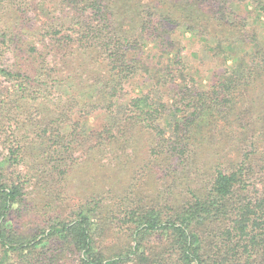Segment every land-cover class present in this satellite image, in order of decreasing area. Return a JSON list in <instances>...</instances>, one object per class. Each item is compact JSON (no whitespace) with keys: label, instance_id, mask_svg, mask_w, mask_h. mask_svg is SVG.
<instances>
[{"label":"trees","instance_id":"trees-1","mask_svg":"<svg viewBox=\"0 0 264 264\" xmlns=\"http://www.w3.org/2000/svg\"><path fill=\"white\" fill-rule=\"evenodd\" d=\"M50 1L45 22H34V43L25 48L11 45L22 36L19 16L11 23L0 15V44L15 59L11 66L0 62V75L9 82V95L0 92L6 149L0 158V264H264V145H255L264 144V98L257 100L263 105L258 114L247 101L256 86L264 87V46L256 31L264 0H186L200 15L237 21L236 40L244 45L243 54L231 56L234 39H218L216 51L225 54L224 62L231 57L232 66L216 73L206 90L185 74L171 40L178 23L161 12L160 0ZM233 3H240L239 10ZM252 15L257 19L249 24ZM75 75L95 88L83 104L54 95L57 84ZM136 78L141 87L128 94L126 86ZM168 109L175 120L166 135L160 120ZM205 109L244 131L248 145L232 166L196 157L189 144L187 133ZM92 115L98 116L88 123ZM100 116L104 121L94 128ZM136 133L148 134L157 163L176 161L184 169L192 163L199 175H184L183 190L165 203L159 193L156 201L138 195L113 211L97 193L65 212L64 193L52 197V184L65 188L72 153L83 147L87 154L126 155ZM79 135L85 143L76 140ZM33 185L43 189V204L34 210L53 209L55 215L39 231L20 232L11 213H31L27 188ZM116 220L125 233L114 240ZM151 236L159 242L149 244Z\"/></svg>","mask_w":264,"mask_h":264},{"label":"rangeland","instance_id":"rangeland-1","mask_svg":"<svg viewBox=\"0 0 264 264\" xmlns=\"http://www.w3.org/2000/svg\"><path fill=\"white\" fill-rule=\"evenodd\" d=\"M50 2V0H0V15L3 22L11 21L12 23L15 14L19 16L17 21L20 23L21 28L19 31L22 32V36H16L14 41L11 42L12 46L18 44V48H25L27 46L26 42L32 41L34 43V22L35 24L45 22V10L50 5ZM239 4L233 3L232 8L236 11L239 10ZM159 8L161 12L170 15L178 23L177 25L175 24L176 26L174 25V31L171 32V40H173L174 48L179 49L182 61L186 67L185 74L195 78V86L198 89L206 90L216 80V73L219 74L225 68L232 66L231 57L224 62L223 56L225 54L215 49L219 38L228 34L230 39H234V45L230 50L232 51L231 56L243 54L244 45L236 40L239 34V23L237 21L220 23L206 13L200 15L195 10L194 5L186 0H160ZM256 19L257 16L252 15L248 20L249 24ZM259 19L256 23L257 38L264 46V16H260ZM190 25L193 30H189L187 27ZM27 30L30 34L27 33ZM152 47V52L156 51L154 46ZM0 48L3 51L1 52L0 62L11 66L15 61L12 52L10 49L7 50V47L3 44H0ZM158 53L156 52L154 61L158 60L156 59L158 58L156 56ZM152 54L150 53V56ZM137 80L142 81L141 78H136L127 84L126 90L128 94L136 92L141 87ZM7 86H9V82H7L5 76L0 75V92L9 95V90L6 89ZM94 90V86L90 85L82 77L75 75L72 78H65L63 82L57 84L54 95L61 96L63 100L75 98L80 104H83L90 101L94 95ZM263 90L264 87L261 85L256 86L252 92L253 95L247 98L248 103L252 106L253 114H258L262 110L261 106L263 105L258 104L257 100L264 98ZM252 99L255 101H252ZM166 100L168 102L167 106L170 107V104H173L172 99L167 97ZM31 113L34 116V112ZM97 116H90L88 123L94 121ZM179 116H182V113ZM174 120L175 115H173V112L169 109L166 110L160 120L166 135L170 133ZM103 121V116L98 117L96 123H93L95 125L94 128H99ZM242 132L244 131H241L238 124L226 123L213 109H205L199 118V122L187 134H189V144L196 149V157L207 161H218L224 166H232L235 164V160L242 157L241 153L245 151L243 149H246L245 146L248 145L247 141H243L244 134ZM81 133L85 135V128L81 129ZM136 134L137 137L133 144L128 145V147L125 146L126 155L121 154L120 151L117 153L120 154L119 156L109 152L94 154V149H91L89 154H87L86 150L82 149L83 147L76 149L72 153L70 159L72 161H69L70 166L62 178L63 182H65V188L62 187L60 189L59 183L56 186L52 184L54 188L53 194H55L52 197L60 198L61 194L64 193L63 197L66 204L63 207L65 212L74 208L79 200H84L86 197L89 198L97 193H102L103 198H105L104 201L111 204L113 209H119V211L123 205L138 198V195L144 196L146 200L153 199V201H156V195L159 193L162 197L161 202L165 203L172 195L183 190L181 182L184 180V175L190 178L199 175L192 167V163L186 167L188 170L182 168V165L176 161H173V164H168L162 160L157 163L150 152L151 145L148 134ZM0 136V158H2L6 154V149L2 142L4 135ZM75 138L76 140L79 138L80 144L85 143L80 135L79 137L75 136ZM232 141H239L238 144H242L243 148L238 149ZM255 145L261 147L264 144L258 143ZM25 165L26 163L21 164L18 168L24 169ZM15 170L13 167L8 169L12 176L16 172ZM253 181L256 182V180ZM27 191L30 192L28 201L32 204L31 213L25 214L23 217L21 215L20 218L18 217V212L13 210L11 221L18 225L17 228L20 232L30 231L33 233L46 226V218L52 217L55 213L53 209L48 210L47 208L34 210V204L37 203L38 207L41 206L40 203L43 204L41 200L43 196L41 194L43 192L42 188L39 189L37 185H33L28 186ZM124 202L125 204H123ZM120 214L118 213V216H121ZM115 222L116 224L113 225L114 240L125 233L124 229H122L124 226L121 225V221L116 220ZM153 242L158 243L159 240L155 236H151L149 244ZM128 264L131 263L129 262Z\"/></svg>","mask_w":264,"mask_h":264}]
</instances>
